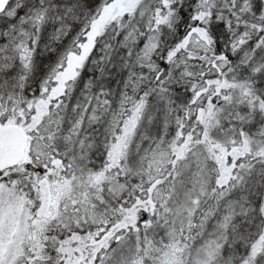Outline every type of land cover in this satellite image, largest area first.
I'll list each match as a JSON object with an SVG mask.
<instances>
[{
	"label": "snow or ice",
	"instance_id": "6c2138e0",
	"mask_svg": "<svg viewBox=\"0 0 264 264\" xmlns=\"http://www.w3.org/2000/svg\"><path fill=\"white\" fill-rule=\"evenodd\" d=\"M0 264H264V0H0Z\"/></svg>",
	"mask_w": 264,
	"mask_h": 264
}]
</instances>
